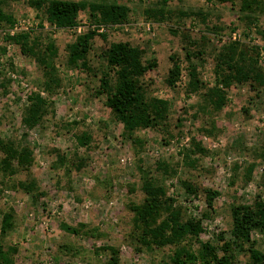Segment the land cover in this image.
<instances>
[{
  "label": "rangeland",
  "instance_id": "374dc122",
  "mask_svg": "<svg viewBox=\"0 0 264 264\" xmlns=\"http://www.w3.org/2000/svg\"><path fill=\"white\" fill-rule=\"evenodd\" d=\"M95 1L127 5L128 20L98 26L86 10L80 12L76 27L57 28L31 0H8L6 6L16 22L12 29H0V137L33 150L31 171L43 192L35 199L15 187L17 180L25 178L23 174L6 178L0 174V229L2 214L14 212V227L3 240L6 247L17 249L13 264H109V252L100 251L107 246L118 249L119 264H168L175 245L154 252L136 251L132 238L131 204H140L145 198L139 165L154 173L159 161L175 167L174 174L155 175L161 176L167 195L183 208L184 215L202 220L204 232L193 241L195 249L200 241L222 245L232 237L234 205L252 204L257 195L264 199V87L252 89L236 81L225 87L218 83L216 72L223 48L237 42L258 48V64L264 74V0L246 11L240 10L241 0L235 6L219 0ZM202 13L206 16L199 15ZM95 28L107 38L97 35L92 40L88 59L94 72L68 64V45ZM30 30L36 31L41 42L57 47L60 85L52 94L45 89L34 59L9 39ZM172 30L188 32L197 43L194 51L200 49L202 56L191 58L190 63L182 36ZM236 31L241 37L232 40ZM118 41L144 51L146 71L141 80L147 93L167 100L170 106V129L175 138L169 143L158 129L143 126L137 136L145 146L137 153L124 137L123 124L106 105V97L96 94L100 76L107 69V48ZM171 54H177L181 64L174 86L167 84ZM194 68L206 88L218 86L226 91L227 102L216 116L213 134L204 132V119L195 117L200 97L188 92ZM33 92L41 93L49 105L41 123L29 128L23 116ZM205 127L210 129V123ZM82 133L92 137L87 146L78 141ZM194 141L208 152H189ZM59 155L69 162L84 158V167L68 173L70 163L62 165ZM182 180L190 182L196 192L189 194ZM207 189L219 192L212 209L207 205ZM206 211L209 217L204 216ZM252 235L264 252V231L254 230ZM248 261V252L239 251L233 264Z\"/></svg>",
  "mask_w": 264,
  "mask_h": 264
},
{
  "label": "trees",
  "instance_id": "16d2710c",
  "mask_svg": "<svg viewBox=\"0 0 264 264\" xmlns=\"http://www.w3.org/2000/svg\"><path fill=\"white\" fill-rule=\"evenodd\" d=\"M219 1L236 5V0ZM30 3L37 9L44 10L46 20L57 28L76 27L80 12L86 10L89 11L92 22L98 26L127 21L130 12L127 5L100 3L95 0H31ZM241 3L240 10L246 11L252 9L255 4L257 7L260 1L241 0ZM7 5L8 0H0V29H12L16 22L14 15L6 9ZM258 11L259 8L256 12ZM150 13L151 11L148 10L147 14L150 15ZM180 13L186 15V12ZM199 15L206 16L203 13ZM244 17L246 20L254 19V16ZM172 32L182 36L185 43L183 49L189 62L197 55L202 56L203 51L200 49L198 52L194 51L193 48L197 43L191 39L188 32L180 30H172ZM97 35L103 39L107 38L106 33H99L95 28L79 35L74 43L68 45L67 63L79 66L87 72H94L88 55L92 49V40ZM9 39L21 48L23 54L34 59L44 78L45 89L52 94L60 85L55 66V57L58 53L56 45L41 42L34 30L10 36ZM143 53L140 47L129 42L110 43L106 51L107 69L100 76V85L96 93L98 96L106 97V105L112 109L116 119L123 124L124 137L131 142L137 153L145 146V141L137 136V131L143 126H150L161 131L166 143L175 138L170 129L168 101L148 95L146 86L141 80L146 71ZM257 57L258 48L255 46L241 45L237 42L225 46L216 65L218 83L228 87L236 81L249 84L252 89L257 88L256 86L264 87V74ZM170 60L172 66L169 70L167 84L174 86L180 74L181 64L177 54H171ZM190 66L193 67V65ZM188 92L199 95L200 103L197 104L195 117L204 119L202 130L213 134L217 129L216 116L227 102L226 91L218 86L206 88L194 68L191 70ZM29 100L30 104L25 108L23 121L29 128H33L40 124L47 114L49 102L39 92L31 93ZM207 123H210V129L205 127ZM77 137L83 146L89 145L92 139L88 133H82ZM189 152L207 153L208 151L199 142L194 141ZM0 153L2 154L0 174L5 178L23 174L25 178L17 180L15 187L39 199L43 192L31 171L34 162L33 150L27 145H20L13 140L0 137ZM58 157L62 165L69 162L65 156L59 155ZM69 163L67 171L71 173L73 170L81 171L85 160L76 157ZM254 166L247 169V180L250 179ZM138 169L141 174V190L145 198L140 204H131V210L134 212L132 238L136 242V251L154 252L156 248L175 245L176 249L169 256L168 264H233L239 251H247L248 264H264V252L257 247L252 235L254 230L264 231V199L261 195H257L252 204H237L232 207V237L230 239L222 245L200 241L198 248L195 249L193 241H198L204 232L202 220L184 215L183 208L176 206L175 200L167 195V189L161 176H156V172H162L168 176L174 174L175 167L169 162L159 161L156 175L150 169H143L141 165ZM182 185L189 194L197 190L188 181L182 180ZM206 193L207 205L209 209H212L219 192L207 189ZM209 214L206 211L204 216L209 217ZM2 215L0 263L13 264V254L17 249L6 247L3 243L4 238L14 227L13 209ZM101 250L109 252V264H119L118 249L107 246L100 248Z\"/></svg>",
  "mask_w": 264,
  "mask_h": 264
},
{
  "label": "built area",
  "instance_id": "2783aa9c",
  "mask_svg": "<svg viewBox=\"0 0 264 264\" xmlns=\"http://www.w3.org/2000/svg\"><path fill=\"white\" fill-rule=\"evenodd\" d=\"M102 30H104V28H101ZM80 31V30H79ZM240 37H241V34H240V32H238V31H236V32H233V34L231 35V38H232V40H238V39H240ZM227 40V38L225 37L223 40H222V42H225Z\"/></svg>",
  "mask_w": 264,
  "mask_h": 264
}]
</instances>
